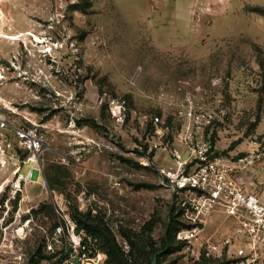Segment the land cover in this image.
<instances>
[{
    "label": "rangeland",
    "instance_id": "1",
    "mask_svg": "<svg viewBox=\"0 0 264 264\" xmlns=\"http://www.w3.org/2000/svg\"><path fill=\"white\" fill-rule=\"evenodd\" d=\"M105 92L126 99L122 124ZM0 110L47 144L19 189L0 167V264H62L79 212L131 264H248L207 251L237 223L216 211L192 229L161 168L190 155L189 127L226 163L261 150L264 0H0ZM241 177L264 189V165Z\"/></svg>",
    "mask_w": 264,
    "mask_h": 264
},
{
    "label": "built area",
    "instance_id": "2",
    "mask_svg": "<svg viewBox=\"0 0 264 264\" xmlns=\"http://www.w3.org/2000/svg\"><path fill=\"white\" fill-rule=\"evenodd\" d=\"M104 96L107 97L110 114L122 124L127 111L126 99L106 92ZM154 120L160 121V116H156ZM184 140L190 146V155L182 159L177 153L175 165L162 167L161 171L172 191L188 198L183 201V206L187 216L195 224L192 229L199 228L198 220L203 221L204 214L206 223L209 216L221 211L226 217L233 219L237 227L219 243L209 242L207 251H219L220 254L224 251L228 254L232 252L237 257L246 259L248 264H264V189L248 187L241 177L249 165H264V140L263 144L258 142L261 150L258 148V151L232 163H226L225 158L216 154L206 139L196 137L190 127ZM46 147L45 133L40 125L35 122L11 123L0 110V167L13 166L15 189H19L22 183L31 181L36 168L41 169ZM25 164H30V169L26 172L22 170ZM143 164L148 165L149 159L144 158ZM66 219L74 244L62 264H108L107 254L96 243L88 244V239L83 238L87 235L83 230L77 232L79 230L69 215ZM57 229L61 230L62 227ZM74 236L78 239L75 240ZM184 238H189V235ZM92 239L97 241L91 237L90 240Z\"/></svg>",
    "mask_w": 264,
    "mask_h": 264
},
{
    "label": "trees",
    "instance_id": "3",
    "mask_svg": "<svg viewBox=\"0 0 264 264\" xmlns=\"http://www.w3.org/2000/svg\"><path fill=\"white\" fill-rule=\"evenodd\" d=\"M212 150H214L212 148ZM216 154H219V151H215ZM77 216V214H75V217ZM79 216L81 219L80 220V225L78 227V229L84 227H87L88 231L92 234V237L100 240L101 242L104 241V245H101V248L107 253V262L108 264H131L129 262V259L125 256V253L121 250V248H119V245L117 244V242L115 241V239H111L110 235L105 232L103 229V227L99 224L96 223V225L93 224H87L85 222L86 219L90 218V213L86 212V213H82L79 212ZM82 217L86 218L83 219ZM95 221L93 220L92 223H94ZM155 221H151L149 224H151L150 228H153ZM152 230V229H150ZM168 245L167 241L165 243V247ZM105 246V248H104ZM40 255H41V247L38 249L37 251ZM159 254H161V252H156L154 255L155 256H159ZM44 256V255H41ZM155 260V259H154ZM153 260V262H154ZM156 260H158L156 258ZM153 262L151 264H153ZM158 261H156V264ZM132 264H137L136 261L133 262ZM150 264V263H149ZM198 264H207V259L204 256V260L198 261Z\"/></svg>",
    "mask_w": 264,
    "mask_h": 264
},
{
    "label": "water",
    "instance_id": "4",
    "mask_svg": "<svg viewBox=\"0 0 264 264\" xmlns=\"http://www.w3.org/2000/svg\"><path fill=\"white\" fill-rule=\"evenodd\" d=\"M153 264H156V257H155V260H154Z\"/></svg>",
    "mask_w": 264,
    "mask_h": 264
}]
</instances>
